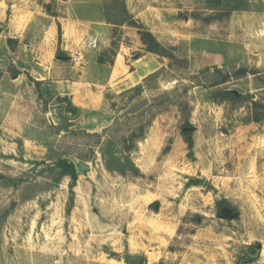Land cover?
Listing matches in <instances>:
<instances>
[{
    "label": "rangeland",
    "instance_id": "1",
    "mask_svg": "<svg viewBox=\"0 0 264 264\" xmlns=\"http://www.w3.org/2000/svg\"><path fill=\"white\" fill-rule=\"evenodd\" d=\"M63 16L109 27L105 62L140 24L176 59L74 104L37 72ZM221 90L264 98V0H0V264H264V122Z\"/></svg>",
    "mask_w": 264,
    "mask_h": 264
},
{
    "label": "crops",
    "instance_id": "2",
    "mask_svg": "<svg viewBox=\"0 0 264 264\" xmlns=\"http://www.w3.org/2000/svg\"><path fill=\"white\" fill-rule=\"evenodd\" d=\"M58 19H62L65 28L67 25L69 31L63 33L61 43L57 39L58 31L54 25H51L50 30L44 33L45 42L49 41L48 43H51L52 48L49 50L50 52L40 53L37 72L40 75V80L53 87L55 92L69 94L74 104H81L85 100L91 104L94 102L95 105L92 106L95 109L101 108L105 101V90L121 93L137 86L148 75L159 70L162 66L153 53L144 49V44L139 39L137 42L135 39L134 43H126L122 40L114 61L112 63L101 62L99 61L101 52L106 51L112 41L109 27L103 26L102 29H99L98 26H93L92 29L86 31L85 36L83 34L81 36L76 32V27L80 21L71 20L65 16ZM81 23L83 26L85 25L83 21ZM79 36L85 37V40L96 36L99 39V46L88 48L84 42L82 44H79L78 41L73 42ZM59 45L67 57L72 53L74 54L75 51L82 53L83 64L78 66L70 58L56 60L55 56ZM68 50L74 52L71 53ZM136 50L141 51L142 55L135 56ZM159 251L156 249L151 251L150 256L152 257L150 258H153L151 262L154 263L161 259Z\"/></svg>",
    "mask_w": 264,
    "mask_h": 264
},
{
    "label": "trees",
    "instance_id": "3",
    "mask_svg": "<svg viewBox=\"0 0 264 264\" xmlns=\"http://www.w3.org/2000/svg\"><path fill=\"white\" fill-rule=\"evenodd\" d=\"M138 27H140V35H141V39L144 43V45L146 46V50L148 52H153V53H157L159 55H166L171 57L172 59H176V57L172 54L169 53V51L167 50V48L161 44L160 41H158V39L154 36V34L147 30L142 24H140ZM99 61L101 62H105L103 59V55L101 54L99 57ZM248 73H256V71H251L248 70L247 68H239L237 70H235V75L236 76H243L245 74ZM153 76L156 75V73L152 74ZM234 75V76H235ZM230 73H225L221 79V81H227L231 78ZM218 83H214L211 86H216ZM209 86V87H211ZM221 96L220 99L222 100H233V101H244L245 99L248 98H252L251 94H243V93H236L233 91H227V90H221L218 91L215 95ZM215 95H213L211 97L212 101L217 102L219 99L218 96L216 97ZM251 105H252V112H253V116L251 117V120L253 121H257V122H264V98H260V99H253L250 101ZM183 134L185 135L186 141L189 144V147L193 146V140L188 137L189 136V132L188 131H184L183 130Z\"/></svg>",
    "mask_w": 264,
    "mask_h": 264
},
{
    "label": "water",
    "instance_id": "4",
    "mask_svg": "<svg viewBox=\"0 0 264 264\" xmlns=\"http://www.w3.org/2000/svg\"><path fill=\"white\" fill-rule=\"evenodd\" d=\"M78 113H80V111H78ZM76 117H77V116H76ZM190 128H192V127H188V129H190ZM68 159L73 163V165H74V167H75V169H76L77 172H80L81 170H85V169H88V168H89V165H87V164L84 163V162H80V161H78V160H77L76 158H74V157L68 156ZM238 214H239V212H234V213H232V212H226V213H223V214L221 215V217H223V218H234V217H236ZM260 252H261V250L258 249V250L256 251V253H254V254L249 253V259H252V258H256V257H258L259 254H260ZM143 263H144V258L142 257V258L140 259V261L136 262L135 264H143Z\"/></svg>",
    "mask_w": 264,
    "mask_h": 264
},
{
    "label": "built area",
    "instance_id": "5",
    "mask_svg": "<svg viewBox=\"0 0 264 264\" xmlns=\"http://www.w3.org/2000/svg\"><path fill=\"white\" fill-rule=\"evenodd\" d=\"M88 46L89 47H92V48H95L98 46V41L96 39H92L91 41L88 42ZM82 55L81 54H77L75 57H74V60L76 63H79L81 60H82Z\"/></svg>",
    "mask_w": 264,
    "mask_h": 264
}]
</instances>
